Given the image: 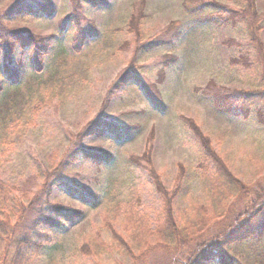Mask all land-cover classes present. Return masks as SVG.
<instances>
[{"label":"rangeland","instance_id":"374dc122","mask_svg":"<svg viewBox=\"0 0 264 264\" xmlns=\"http://www.w3.org/2000/svg\"><path fill=\"white\" fill-rule=\"evenodd\" d=\"M191 1L34 0L35 8L46 4L53 13L39 10L8 18L5 13L20 0H0V103L12 91L31 101L39 97L36 91L44 95L0 143V177L14 189H8L10 207L21 213V203L28 205L42 194L48 172L92 121H113L124 132L131 127L121 140L109 133L85 139L87 149L110 154L111 161L94 164L82 159L80 167L65 176L98 192L101 204L93 208L55 188L51 203L81 210L85 219L68 224L60 240L37 255L33 264H183L199 244H211L225 232L247 199L224 203L223 215L206 219L198 235L188 237L183 252L158 242L153 234L164 204L153 171L165 188L174 190L180 166L187 168L189 198L180 199V225L194 216V203L211 206L202 174L213 175L214 162L199 145L193 124L210 137L218 155L228 157V166L242 180L264 185V125L255 110L247 118L227 113L215 97L204 93L220 87L264 89V0H203V20L188 11L195 5ZM82 28L98 34L79 47L83 41L76 36ZM16 34L33 40L26 49L15 50L21 87L6 81L2 69V55ZM36 41L45 50L39 57L45 66L42 72L35 70ZM73 63L78 64L76 72H83L75 75L78 81L71 88L41 84L58 67L67 72ZM220 130L227 133L219 136ZM11 216L9 231L20 236L22 226L15 214ZM115 236L123 246L116 244ZM100 240L107 247L96 252L93 246ZM85 243L92 245L88 255L81 251ZM11 250V245L0 244V260L5 261ZM230 253L236 263L264 262V230L246 237Z\"/></svg>","mask_w":264,"mask_h":264},{"label":"trees","instance_id":"16d2710c","mask_svg":"<svg viewBox=\"0 0 264 264\" xmlns=\"http://www.w3.org/2000/svg\"><path fill=\"white\" fill-rule=\"evenodd\" d=\"M191 2L196 6L194 5V8L188 11L192 14L194 13L199 20H203L202 17L207 2L203 0H192ZM33 3L34 0H29L24 3L20 0L17 5H14L18 7L5 13V17L14 18L17 15L16 13H18L19 16L29 15L32 12L38 14L39 10H43L46 15H51V13H53V9L46 4H41L39 8H35ZM45 6L49 8L48 11ZM6 19L7 18H5V20ZM62 28L64 29V26ZM92 28L90 30L96 31L94 27ZM90 30L82 28L77 32V41L78 39L83 41L80 42L79 47L87 42L86 39H88V36H90V39L97 36L98 33L96 34V32ZM1 32H3V29L2 31L0 30V33ZM2 39L3 37L0 36V40ZM32 41L31 37L16 34L13 44L11 46L8 45L6 52L2 55V69L5 74V79L15 87H21L19 69L16 67L14 60L16 47L19 46L21 49H26L31 45ZM78 42L74 44V47ZM41 46L42 44L36 41L34 53L36 60L35 70L37 72H42L45 68L42 58L39 59V57L45 53V50H41ZM63 59L67 58L63 57ZM77 65L78 64L73 63V66L70 67L67 72L64 70L62 71V68L58 67L46 80H43L44 82L41 81V84L44 86L59 84L60 86L63 85L66 87L70 85L71 88L76 81H78L75 75L82 71L76 72L78 71ZM124 78L118 83L121 87L122 83L124 84L126 81H124ZM118 85L116 84L117 87H119ZM61 88L63 87L61 86ZM36 92L39 94L36 101H31V99L26 98L19 91H12L3 98L0 103V117H2V122H0V143L4 144L6 139L10 138L13 131L16 130V127L11 128L13 123L16 126L20 121H23V118L30 112L31 108L35 110L36 106L39 105L41 102L40 97L44 95L42 92L40 93V91ZM204 93L215 97L219 105L223 109H226L227 113L241 115L247 118L249 113L255 110L258 122L264 125V89L229 91L220 87L210 91L204 90ZM10 114L11 117H9ZM130 128H125L127 130L124 132L122 126L113 121L106 122L104 119L94 120L88 124L85 129L77 135L62 159L55 164L54 169L48 172V180L45 182L42 194L33 198L28 205L21 203V205L24 206L21 213L18 212V208L14 209L10 207L8 197L11 193L8 189L9 187L12 190L14 189L11 186H7L0 177V244L6 243L14 247V250H11V254L7 256L5 261L0 260V264H33L37 255L60 240L68 224L80 223L85 219V213L81 210L70 211L59 204L51 203L52 193L55 188L63 189L65 193L79 198L83 204L90 205L93 208L101 204V196L98 192L86 189L75 181L66 178L65 175L80 167L82 159H91L94 164L111 161L112 157L110 154L104 156V154H106L104 152L98 154L92 151L93 149H87L84 146L86 138L109 133L114 139L121 140L124 134L130 131ZM192 129L204 153L211 156L214 162V174L211 175L205 171L202 174L203 188L208 195L210 194L212 196V201L210 202L211 206L206 203H194V216H192L184 226L180 225L176 220L177 212L180 211V199L183 197L189 198V180L186 178L188 175L187 168L184 165L180 166L181 174L179 175L178 184L174 190L165 188L160 181V177L153 171L152 178L161 196L164 197L162 213L157 219L158 225L153 234H156L158 242L160 241L170 248L175 247V250L183 252V248L186 247L185 244L190 242L188 237H195L196 234L198 235L199 231L203 229L202 227L206 219L210 221L212 218L223 215L222 213L224 210L220 207L224 203H228V201L232 199L237 202L242 199H247L246 206L242 208L238 216L234 217L236 219L228 224V226H225L226 231L218 234L211 244H199L198 248L195 249L198 251H193L192 254H189V257L186 258L187 260L183 261V264H249L250 261L246 260L245 262L242 260L240 263H236L235 256L231 255L230 250L234 249L236 244L242 243L246 237L253 236L258 231L264 230V185L261 186L259 180L253 182L252 185L249 184V180H242L241 177L228 166V157L224 158L218 155L213 149L210 137L200 132L199 127L194 124L192 125ZM219 132V136H223V134L227 133L226 130H220ZM262 161L263 163L261 164H264V160ZM135 162L139 163V160L136 159ZM259 167L260 164H257L253 168L254 173L257 172ZM95 179L98 181L99 177L97 176ZM211 209L213 213L209 212ZM18 213L20 215L19 217ZM12 214H15L17 222L20 223L19 226H22V233L20 236L15 234L16 230L13 233L9 231L11 230L9 229V224L12 220ZM14 227L17 228V226ZM4 229L5 232H3ZM114 235L115 234H113V236ZM114 240L117 245L123 246V241L117 236H115ZM200 246L203 248L199 249ZM93 247L95 251L98 252L99 249L106 248L107 244H105L104 240H100L96 242ZM81 251L87 255L90 254L92 245L89 243L82 244ZM194 253L197 254L194 255ZM190 260H192V262H190ZM255 262L260 263V260ZM96 264H100V262ZM261 264H264L263 260Z\"/></svg>","mask_w":264,"mask_h":264}]
</instances>
